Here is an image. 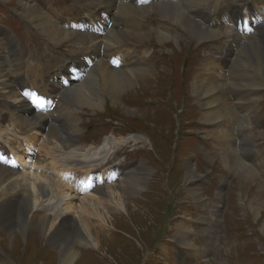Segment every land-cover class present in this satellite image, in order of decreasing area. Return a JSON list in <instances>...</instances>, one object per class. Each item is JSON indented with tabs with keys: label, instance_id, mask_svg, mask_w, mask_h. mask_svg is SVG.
Returning a JSON list of instances; mask_svg holds the SVG:
<instances>
[{
	"label": "rangeland",
	"instance_id": "rangeland-1",
	"mask_svg": "<svg viewBox=\"0 0 264 264\" xmlns=\"http://www.w3.org/2000/svg\"><path fill=\"white\" fill-rule=\"evenodd\" d=\"M118 1L121 2V11L126 12L128 17L127 20L124 15L114 14L113 16L118 25L128 27L124 30L127 36L125 35L121 39V50L131 59L125 72H128L132 66L140 67L144 62H147L148 67L139 68L146 76L135 77L134 84L125 91L127 93L123 91L120 94L119 103L114 104L102 93V103L104 104L102 110L92 108L91 105L87 109L82 108L86 110L81 113L82 118L78 120V128H80L77 130L76 138L75 134L67 136L65 146L56 140L49 143H53L56 156L73 159V156L79 157L87 150L92 151L95 155H99L103 150L108 154V161L121 165L123 173L126 174L133 170L131 178L137 171L135 169L141 168L145 163L151 174H155L159 170L157 172L159 176L163 168L161 164L170 161V156L166 153L165 148L171 149L170 143L177 138L176 126L179 123L181 125L184 123L182 128L186 134L191 133L184 140V144L195 141L199 139L200 134L206 133L209 136L208 143L216 142L219 145L215 138L216 133L218 134L217 128L213 124H203L202 122L204 107L203 105L200 107V105L203 101H194L193 94L194 99L190 97L191 81L189 77L192 80L204 71V73L212 72L213 68H218L225 74L234 72L236 68L239 69V72L242 69L246 71L238 63L239 59H243L242 49L251 43H256L264 50V6L260 9V16L256 14L258 11L253 10L250 21L243 25L244 27L241 26V29L233 27L231 32L230 29H227L224 30V34L218 37L200 41L193 40L184 28L172 20L170 21L167 16L161 13L159 15L149 8L144 15V10L137 9L131 1H128L129 3ZM168 1L178 4L183 11L186 10L184 13L191 17L190 12L194 8L184 6L188 2L187 0ZM42 2L44 9L45 6L51 9L49 14L53 13L54 16L48 21L49 28L37 31L38 27L26 23L22 18L21 14L26 11V6L18 0H0V27L22 41L24 46L23 55L16 51L15 57H20V60H16L19 66L17 75H22L18 83L25 84L26 87L34 88V84L37 82V80L32 81L28 75L33 71V69L29 70L26 65L30 62L26 57L29 49L33 55L37 50L44 51L42 62L47 66L44 73L51 72L50 70L63 63L65 55L72 58L74 53L84 51L85 46H79L76 36L73 39L66 37L59 40L56 31L61 27L60 17L64 20L79 19L85 15V12L95 10L94 3H97L93 0H38V4ZM221 2L224 3L225 0H221ZM209 3L210 0L200 2L203 13L214 9V6ZM97 5L99 8L100 5L98 3ZM31 6L35 7L36 4ZM245 10V7L240 9L242 16ZM146 15L148 17L141 20V17ZM208 16L203 15L201 19L207 20ZM195 21L199 24L197 20ZM157 26H162L168 35L157 34L160 32ZM172 26H176L177 29ZM169 28L172 30L168 31ZM233 30H244L242 31L244 34H238V38L237 36L228 38V35H232L234 32ZM225 34L227 35L225 36ZM0 37V43H3L4 38L1 34ZM52 37L56 38V42ZM68 41L71 42L68 43ZM98 41L100 42V40ZM220 42L228 43L226 48L222 49V53H218ZM96 43L97 40L91 39L87 44L88 50L90 51ZM15 47L18 48L19 44L15 43ZM113 47H117V44ZM105 50L110 53L114 51L106 47L99 48L100 52ZM6 51L9 52L8 49ZM119 54H121L120 51ZM110 57L112 56L109 55L107 58ZM74 58L78 60L77 57ZM94 62L98 63V58H95ZM101 62H108V60L102 57ZM123 62L125 63V61ZM209 64L211 65L208 66ZM175 65L177 66L175 67ZM203 65L206 66L203 67ZM223 65L226 67L225 72L222 68ZM247 69L248 72L245 73L249 74L251 78L259 77L252 68ZM35 73L37 76L34 75V79H37L38 74ZM14 76L16 74L12 75V77ZM54 81L56 80L54 79ZM238 83L239 90L242 91L235 94L234 98L241 97L240 103L236 106L239 123L236 125L238 133L235 132L232 146L240 142V125L244 123L247 124L245 127L248 128L247 131L252 136H245L246 141L253 143V150L250 152L246 153L249 149L247 143L237 145L234 151H228L226 162V156L221 160L220 154L212 150L214 158L209 160L203 154L207 163L193 168V178L190 181H185V168L178 167L176 175L165 186H162L158 180L150 181L157 179L156 176H152L135 195L123 192L124 188L119 189L117 192L122 198V208L109 203L104 211L98 205L96 206L97 212L99 211L102 217L96 216L97 213H87L86 210L79 211L84 204L90 201V198L85 195L91 191L81 188L80 178L74 182L76 178L74 175L68 177L70 191L76 195V197L73 195L75 210L71 213L70 211L64 213L65 224L55 236L59 240L62 233V245L73 244L77 256L73 259L72 264H264V83L263 87L259 88L255 87L258 83H253L250 78L244 81L239 79ZM229 84L230 81L226 79V85ZM55 88L57 92L62 90L57 86ZM0 92V109H5V111L9 109L13 113L17 99L8 98L4 88H0ZM68 104L65 102L64 106ZM195 104L200 107L199 116L195 115L193 110L188 113L183 112L186 116L180 111L175 112L176 107L178 109L181 105L182 109L187 112L189 108H194ZM71 105L74 106L73 113L77 118L80 115L76 110L77 105ZM56 106L58 108V104ZM58 110L64 114L63 107ZM7 118L6 123L0 122V143L5 149L2 151L10 152L9 157H12L17 164L23 163L19 169L17 168L18 170L38 172L36 170V166L39 168L38 164L32 165L36 161L28 154L30 149L21 146L19 140H17V144L15 143L18 137L28 135L21 133V128H25L24 123L19 120L15 122L8 116ZM100 129L99 139L111 135L117 138L112 142L103 138L97 146V143L89 146V140ZM127 131H131V133H127ZM30 133L36 134L38 143L42 139L44 142L46 141V137L40 131L33 129ZM75 142L77 143L75 144ZM73 143L74 147L83 145L84 148L75 149ZM109 145L111 148L108 149ZM10 146H15L20 154H16ZM32 149L37 151L35 148ZM123 151L121 156H117ZM39 154L43 157L41 153ZM145 154L146 159L143 156ZM248 156H251L250 160ZM4 164L6 165V162ZM93 164L98 165V162L94 161ZM106 166L103 161L100 162V166L93 169H98L97 172L101 170L103 185H114L113 179L105 177ZM115 170L118 173L121 171L119 167ZM75 172L79 177L82 169L77 168ZM53 176L57 177V173ZM124 181H121V185H124ZM73 183L74 188L77 189H73ZM102 184L96 183L98 186ZM127 189L128 186L125 187V190ZM46 198L39 199L41 201L35 206L34 212L25 215V220L27 215L30 219L25 225L26 233L17 236L16 232H12L10 228L0 227V264H62L58 258L59 246L57 243L52 245L46 236L37 232L35 225L34 216L47 210V207L53 203L52 199L45 200ZM131 199L134 202H131ZM80 201L82 202L79 207ZM93 203L99 204L98 201H93ZM215 206L216 210H214ZM40 207H42L41 210ZM253 207H257L256 210ZM78 212H81L82 216L88 220L91 226L90 233L91 231L95 232L97 246L85 245L82 237H79V232L74 226ZM52 217L53 214L50 215V218ZM180 223L184 228L187 226V230L192 231L193 243L189 248L180 246V234L175 236V233L179 232L178 224ZM15 224H20V222L15 220ZM163 245L170 249L162 251ZM193 247L196 248L195 255L192 253Z\"/></svg>",
	"mask_w": 264,
	"mask_h": 264
},
{
	"label": "bare ground",
	"instance_id": "bare-ground-1",
	"mask_svg": "<svg viewBox=\"0 0 264 264\" xmlns=\"http://www.w3.org/2000/svg\"><path fill=\"white\" fill-rule=\"evenodd\" d=\"M18 1H20L24 6L27 7L26 11H24L21 14L22 18L25 19L26 23H30L32 26L38 27L37 31L39 29L43 31L44 29L49 28L48 21L50 20V18H53L54 15L53 13L49 14L51 12V9L47 8L46 6L44 9L43 2L41 4H38V0H18ZM187 1L188 2L184 6H189L194 8V10L190 12L191 17L187 16L186 15L187 13H184L186 10L183 11L178 4L168 0L152 2L149 5V8L152 9L154 12L158 13L159 15L161 13L162 15L167 16V18L170 21L172 20L178 26L184 28L189 33V35L192 37L193 40L196 39L200 41L218 37L224 34L223 33L224 30L227 29H230L229 31L231 32V28H233V26L231 27L229 21L231 19H235L236 17H238V15L241 12L240 11L241 8L245 7L246 11L248 12H253V10L258 11L259 14L258 13L256 14L260 16V9L262 8V6H264V0H248V1L225 0L224 3H222L221 0H210V3L214 6V9L210 10L208 8L210 11L203 13L202 7L200 6V2L204 0H187ZM93 2H97L100 5L98 9L105 8L106 10H108L113 19V24L111 25L110 28L106 29V32L103 35H96V34L92 35L85 31L73 30V29L71 30V28L65 27L64 24H61L62 26L58 28L56 31L57 38L59 40H63L66 37L73 39V37L76 36V41H78L77 43L79 44V46L84 45L86 48L83 51V54L89 56L91 55L93 57L91 59V64H92L90 66L91 68L87 72L86 77L84 78L83 81L75 82L73 83L72 86H69L57 92L55 88L56 84L53 82L49 83L48 79L44 78V76L47 74L44 73L46 70L45 68L47 66H45V64H43L42 62V58L44 57V56L42 57V55L44 54V51L42 49L37 50L35 55L31 53L30 49L27 52L26 57L27 59L32 61V63L28 62L26 65L28 66L29 70L33 69V71L30 74L28 73V75L32 81L37 80L36 84H34L33 89L37 92L55 98L59 96V99L68 102L69 103L68 106L66 107L63 106L64 114H62L58 110L57 106L54 107L53 100H52V109L50 111L35 112L33 108L27 102H25V100L21 97L20 90L26 86L25 84L20 85L18 83L22 75H17L19 74L17 70L19 66L16 60L17 59L20 60V57H15L16 55L15 53L17 51L18 54L21 52L23 55L24 46L22 45V41L15 38L8 31L0 27V34L4 38V42L0 43V88L5 89L8 98L17 99V104L13 109V113L9 111L4 112L2 108L0 109V122L8 120L7 118L8 116L9 119H12L15 122L19 120L20 122L24 123L25 128H21V133L28 135L24 137H18V139L15 140V143L17 144V140H19L20 141L19 144L21 146H23L24 148L28 147L31 151L29 153L30 158L33 157L36 161L35 163H32V165L35 164L36 166V164H38L39 167L37 168L36 166V170L38 172L33 170L24 171L15 168H9L5 164H2L1 163L2 161H0V227L10 228L12 232H16L15 235L17 236L19 234L26 233L25 225L27 222H29L30 219H28V215H27V219L25 220V215L28 213L32 214V212H34L33 210L35 206L39 201H41L39 199H44L46 197L47 198L45 200L52 199L53 203L47 207V210L43 211L39 215L34 216L36 221L35 225L37 228V232L40 235H43L44 237L46 236L49 239V241L52 242V245H55V243H57V246H59L58 258L62 264H72L73 259L77 256L73 244H68L66 246L62 245V240H63L62 233L60 234L61 238L59 240H57L55 236L58 232L62 230L65 224L66 219L63 216L64 213L69 211L71 213L73 212V210H75V203L73 199L76 197V195H74L72 191H70L71 187L68 184V177L70 175L72 176L74 175V177H76L74 182H76V180L80 178L81 188L83 187L86 188L87 191H91V192H87L85 195L86 197L90 198L89 199L90 201H88L87 204H84V206L81 207L79 211L86 210L85 212L88 211L87 213L90 214L97 213L96 216L98 217H102L99 211L97 212L98 208L96 206L98 205L104 211L109 206L108 205L109 203L119 208H122L123 206L122 198H120L121 196L118 195L117 192L119 189L121 190L124 188L123 192H129L132 195H135L147 183V181H144L135 184L131 180V173H132L131 171L133 170H130L128 171V173L125 174L123 173L121 168H119L121 170V173L116 172L115 167H120V166L117 165L116 162H114L113 164L112 161H108V154L104 153L103 150L100 151L99 155H95L94 153H92V151L87 150L86 152L82 153L81 156L79 157L73 156V159H70V158L61 157L59 155L56 156L53 150V143H49L52 142L53 140H56L65 146V144L67 143L66 137L69 135L76 134L77 130H79L78 128L79 124L77 122V119H80V116L78 115V117L75 118L76 115L75 113H73L74 107L71 105L72 103L77 105L76 110L82 108H88V106L93 104H96L97 108L98 106H100L98 109H101L104 107V104L102 103L103 96H101V94L103 93L114 104H117L121 100L120 94L123 91L124 93H127L125 91L129 88V86L134 84L135 77L146 76V74L143 73V71L140 70L139 68L146 67L147 62H144L143 65L140 67L132 66L131 68H129L128 72H125V69L128 67V64L131 63V59L129 58V56L126 55L125 52H123V50H121L120 45L122 44L121 39H123L125 35L127 36L124 30L127 29L128 27H123L118 25L113 18L114 14L124 15L128 20L126 12L121 11L120 8L121 2L118 0H93ZM32 4H36V6L35 7L31 6ZM132 4L137 9L141 10L142 8L141 5H137L134 2ZM147 11L148 10L144 11V15L147 13ZM95 14H96L95 12H89V16L91 17H94ZM203 15H209L207 17V20L201 19V16ZM223 16L225 17L222 19ZM193 19L197 20L199 24H197V22ZM162 28L163 27L160 26L159 27L160 30L158 31L164 32L163 30L164 28L163 29ZM172 28L177 29L176 26H172ZM172 28H169L168 31H171ZM160 32L157 33L160 36H162V34L166 36L168 35V33L166 32L164 33H160ZM238 34L240 33L236 30L232 33V35H228V38H233ZM242 34H244V32ZM226 35L227 34H225V36ZM98 36L101 37L100 39H98L100 40V42L97 40L96 45L91 47L89 51L88 50L89 46L87 44L91 41V39L98 38ZM52 39L56 42L55 40L56 38L54 39V37H52ZM225 42H220L218 44L219 47L218 53H222V49L226 48L228 43ZM15 43L19 44L18 48L15 47ZM103 44L104 46H102ZM116 44L117 47L113 51V53H110L108 50L101 52L99 51L100 47L103 48L106 47L110 50L111 48H114L113 46H115ZM6 49H8L9 52H7ZM117 51H120L121 59L122 61H125L126 67L120 66L118 69H114V68H110L107 65L109 64L108 62H101L102 57L108 60L109 58L107 57L109 55L113 57V55H115L114 52ZM9 56L10 58H8ZM242 56L243 59H239L240 61H238L239 66H241V68H245L247 72H248L247 68H252L259 77L251 78L249 74L245 73L246 72L245 70L242 69V71L239 72L238 68H236L234 72L229 74L223 73L222 70L220 69L218 70V68H213L212 72L204 73L205 72L204 71L203 73H200L199 75H196L194 78H192L190 82L192 88V94L195 96V100L197 102H199L200 100L203 101V107H204L203 118H202L203 124H213L217 128L218 134L216 133L215 138H217L219 145L226 152H228L229 150L234 151L237 145L240 144L243 145V143H247L249 145V149L247 150L246 153L253 150L252 148L253 143L251 141H246L245 139V136L250 137L251 133L247 131L248 128L245 127L247 124L244 123H241L240 125V131L242 133V134L240 133V142L232 146L235 139L234 137L235 132L237 130L236 125L239 123V115L236 106L237 104L240 103L241 100V97L237 96L234 98V96L238 92L242 91L239 90V83H238L239 79L244 81L247 78L248 79L250 78V80L253 83L255 84L258 83V85L255 87L258 88L263 87L262 85L264 83V50L260 46L258 47L256 43H251L249 46L242 49ZM22 57L24 58L25 55ZM112 57H110V59ZM95 58H98L99 61L98 63L94 62ZM72 59L74 63L77 61L74 57H72ZM210 65L211 64H209L208 66ZM204 66L206 65H203V67ZM60 68L61 65L57 66V69ZM222 68L225 72L226 67L223 65ZM35 72H37L38 74L37 79H34V75L36 74ZM13 74H16V76L12 77ZM92 77L96 78L97 89L88 86V81ZM226 79L230 81L229 85H226ZM15 85H20L19 90L16 89ZM31 90L32 89H30L29 91ZM240 119L242 121V118ZM33 129L40 131L42 134H44V136L46 137V141L44 142V140L42 139V141L38 143L36 134L30 133ZM116 138L112 137L111 135V136H106L104 139L106 141L112 142ZM76 143L77 142H75V144ZM80 146L82 147H79L78 145L75 146L74 148L75 149L78 147L84 148L83 145ZM10 147L15 151L16 154H20V152L17 150L15 146H10ZM32 148H35L37 151L35 152ZM107 148L108 149L111 148V145L107 146ZM2 150L5 149L0 143V154H4ZM39 153H41L43 157H41ZM7 158H10L9 154H7ZM248 158L250 160L251 156L250 157L248 156ZM94 161L98 162V165L93 164ZM103 161L107 165L104 170L106 179L108 178L113 179L115 184L114 185L102 184L100 186L96 185V187H94L93 189H89L88 188L89 181H92L94 178L93 168L100 166V162ZM108 164L110 165L112 164V166L113 165L115 166L111 167ZM145 164H143L141 168L135 169L140 171L142 180L145 178L149 170V167ZM25 167L27 166L25 165ZM77 168L82 169V173L80 174L79 177L76 175L75 172V169ZM56 173H57V177H54L53 174ZM123 175L126 176L128 179L124 181V185H121L122 183L121 177ZM184 176H185V181H190L193 178L192 177L193 168L191 167L190 164L186 165ZM126 186H128L127 190H125ZM73 189H77L74 188V183H73ZM132 199L131 202H134ZM93 201H98L99 204L93 203ZM81 202L82 201H80L79 207L81 205ZM41 208L42 207H40V210ZM253 208L254 210H256L257 207H253ZM51 214H53L52 218H50ZM77 214L78 216L75 219L74 226L77 228L79 232V237H82L85 245L94 246V247L97 246L95 232L91 231L90 233L91 226L88 223V220L84 218V216H82L83 214L81 212H78ZM15 220L16 221L18 220L20 224H15ZM12 224L15 225L12 226ZM187 228H188L187 226L184 228L183 224L180 223L178 224L179 232L175 233V236L179 234L181 235L180 246L184 248H189L193 243L192 231L187 230ZM168 249L170 248L167 247L166 245H163L161 248V250L164 252ZM192 253L193 255L196 254L195 247H193Z\"/></svg>",
	"mask_w": 264,
	"mask_h": 264
},
{
	"label": "clouds",
	"instance_id": "clouds-1",
	"mask_svg": "<svg viewBox=\"0 0 264 264\" xmlns=\"http://www.w3.org/2000/svg\"><path fill=\"white\" fill-rule=\"evenodd\" d=\"M200 138H205V137H209L206 133L202 134L199 136Z\"/></svg>",
	"mask_w": 264,
	"mask_h": 264
}]
</instances>
